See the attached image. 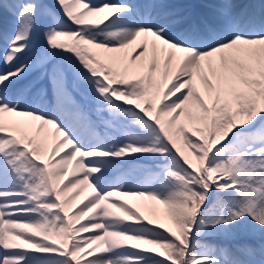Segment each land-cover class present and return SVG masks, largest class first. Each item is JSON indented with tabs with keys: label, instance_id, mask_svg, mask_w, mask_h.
Instances as JSON below:
<instances>
[{
	"label": "snow or ice",
	"instance_id": "1",
	"mask_svg": "<svg viewBox=\"0 0 264 264\" xmlns=\"http://www.w3.org/2000/svg\"><path fill=\"white\" fill-rule=\"evenodd\" d=\"M207 8L0 0V264H264V0Z\"/></svg>",
	"mask_w": 264,
	"mask_h": 264
},
{
	"label": "rangeland",
	"instance_id": "2",
	"mask_svg": "<svg viewBox=\"0 0 264 264\" xmlns=\"http://www.w3.org/2000/svg\"><path fill=\"white\" fill-rule=\"evenodd\" d=\"M140 2H142V0H140ZM164 2L170 5L171 10L178 12L181 16L187 17L189 20H196L201 15L208 12L207 5L211 3L226 2L233 5L235 11H254L257 10L261 0H164ZM0 30L9 33L14 30V18L4 10H0ZM35 43L37 46L41 45L43 43V36L38 34ZM90 191V189L85 188L82 198L88 196ZM121 199L127 200L131 206L138 208L149 218L161 223L168 222L166 216L163 214V205L158 204L156 201H149L144 197L133 196L121 197ZM78 203L79 202H77V204ZM73 210H75V206ZM240 238H243L242 231L238 232L237 240H226L223 237H217L210 238L208 243L214 246L234 245L239 242Z\"/></svg>",
	"mask_w": 264,
	"mask_h": 264
},
{
	"label": "bare ground",
	"instance_id": "3",
	"mask_svg": "<svg viewBox=\"0 0 264 264\" xmlns=\"http://www.w3.org/2000/svg\"><path fill=\"white\" fill-rule=\"evenodd\" d=\"M176 1V0H175Z\"/></svg>",
	"mask_w": 264,
	"mask_h": 264
}]
</instances>
